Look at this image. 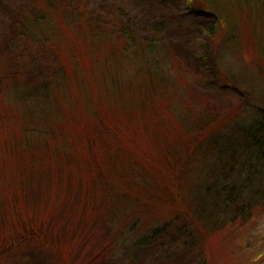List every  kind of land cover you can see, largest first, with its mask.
<instances>
[{
    "label": "trees",
    "instance_id": "16d2710c",
    "mask_svg": "<svg viewBox=\"0 0 264 264\" xmlns=\"http://www.w3.org/2000/svg\"><path fill=\"white\" fill-rule=\"evenodd\" d=\"M241 1L249 8L237 16L236 30L214 0H203L213 18L209 30H224V48L233 46L236 38L245 48L249 39L264 63L251 35L254 13L264 0ZM83 3L47 0L46 9L29 16L16 37L50 53L45 73L31 80L14 78L1 95L19 124L18 144H3L14 160L12 173L24 180L22 156L44 152L68 156L67 166L75 168L77 162L78 169L83 165L88 170L87 189L100 191L106 202L90 214L86 225L102 223L111 235L90 264H138L162 240L191 247L249 221L264 208V110L231 132L214 133L211 117L196 118L182 106L187 88L176 72L162 24L163 30L147 38L123 18L119 5L94 11ZM65 45L71 50L68 55L62 54ZM220 51L205 57L219 78H202L200 84L216 88L217 82L232 79L221 71ZM78 89L88 97H72ZM161 106L173 113L172 128L181 136L173 149L158 137L171 129ZM74 122L79 126L67 128ZM18 191L22 195L13 192L5 204L15 206L21 198L33 206L26 199L32 187L22 182ZM177 202L180 206L166 220L140 225L145 218L142 207L161 212ZM41 228L23 221L16 238L29 236L52 249L39 240L44 236ZM7 244L0 239V264L11 262Z\"/></svg>",
    "mask_w": 264,
    "mask_h": 264
},
{
    "label": "rangeland",
    "instance_id": "374dc122",
    "mask_svg": "<svg viewBox=\"0 0 264 264\" xmlns=\"http://www.w3.org/2000/svg\"><path fill=\"white\" fill-rule=\"evenodd\" d=\"M46 1L0 0V112H4V122H0V239L8 243V250L12 252L8 264H90L94 252L110 240L111 235L102 223L95 228L93 224L86 225L90 214L102 210L106 202L100 191L87 189L84 180L88 170L82 169L83 165L78 169L77 162L75 168L67 166L69 157L65 155L61 158L48 152L33 157L23 155L22 168L27 174L24 180H20V174L12 173L14 160L4 151L5 141L10 146L18 144L20 139L15 112L1 98L6 84L14 78H38L49 68L46 62L49 51L29 46L21 39L16 40L25 20L46 9ZM82 1L84 6L94 11L110 4L119 5L123 18L147 38L163 30L159 28L162 24L166 46L175 57L176 72L187 88L181 100L182 106L196 118L211 117L215 123L214 133L231 132L237 123H250L261 109L264 110V63L260 55L249 39H245V48L238 38L233 41V46H221L224 30L220 28L217 33L210 32L213 18L208 13L210 11L203 8V0ZM214 4L229 17L231 27L238 30L240 18L237 16H241L249 6L241 0H214ZM241 26L245 27L244 24ZM252 28L251 35L264 60V5L256 9ZM13 42L16 50L11 45ZM17 43L21 44L20 48H17ZM68 47L65 45L61 49L62 54L70 53ZM216 51L221 52V71L232 79L219 81L213 88V85L200 83L202 78H219V74H212L209 60L205 59ZM72 97L88 96L78 89ZM160 111L166 115L169 125L174 123L173 113L162 106ZM75 122L67 128L79 126ZM170 127L167 133L158 137L164 147L173 149L181 136H176L172 125ZM138 143L145 146L142 141ZM22 182L26 187H32V194L26 199L33 206L29 207L28 202L21 198L15 206H7L6 198L9 199L13 192L22 195L18 191ZM179 206L177 202L175 207L161 212L156 208L142 207L145 218L140 225L164 221ZM28 220L37 227L42 226L40 232L44 236L39 240H45L52 249L29 236L16 238L22 231L23 221ZM8 231L10 235L6 240ZM138 264H264V208L255 211L249 221L228 228L199 245L189 247L169 239L162 240L144 253Z\"/></svg>",
    "mask_w": 264,
    "mask_h": 264
}]
</instances>
